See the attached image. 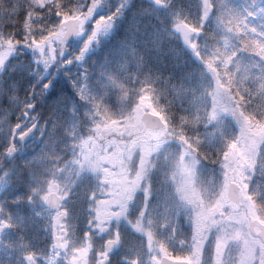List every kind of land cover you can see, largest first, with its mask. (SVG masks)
Here are the masks:
<instances>
[{"label": "snow or ice", "instance_id": "snow-or-ice-1", "mask_svg": "<svg viewBox=\"0 0 264 264\" xmlns=\"http://www.w3.org/2000/svg\"><path fill=\"white\" fill-rule=\"evenodd\" d=\"M0 264H264V0H0Z\"/></svg>", "mask_w": 264, "mask_h": 264}]
</instances>
